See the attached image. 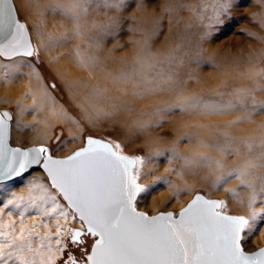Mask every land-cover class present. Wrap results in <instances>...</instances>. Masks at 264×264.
<instances>
[{
	"label": "snow or ice",
	"instance_id": "snow-or-ice-1",
	"mask_svg": "<svg viewBox=\"0 0 264 264\" xmlns=\"http://www.w3.org/2000/svg\"><path fill=\"white\" fill-rule=\"evenodd\" d=\"M7 2L0 0V33L12 19L3 7ZM21 43L22 34L12 46ZM11 119L0 112V264H56L57 253H66L63 264H264V248L249 253L242 247L249 219L228 214L226 201L196 194L179 213L149 216L137 210L140 199L167 185L139 182L142 157L122 154L119 142L93 136L66 158L54 155L63 144L13 147ZM33 170H42L47 183L31 178ZM17 186L27 194L16 195ZM72 223L81 227L67 226ZM69 245L81 250L79 257Z\"/></svg>",
	"mask_w": 264,
	"mask_h": 264
},
{
	"label": "rangeland",
	"instance_id": "rangeland-1",
	"mask_svg": "<svg viewBox=\"0 0 264 264\" xmlns=\"http://www.w3.org/2000/svg\"><path fill=\"white\" fill-rule=\"evenodd\" d=\"M12 1L19 18L29 29L34 47L31 58L7 60L0 56V109L8 110L12 115V145L22 148L47 145L55 149L58 144H63V150L54 151V155L66 157L83 147L86 136L119 142L123 147L122 154L143 158L140 169L142 179L139 181L142 185H153L156 181L167 185L166 190L156 192L150 199L146 195L140 199L137 209L148 214L167 211L176 214L196 193H202L209 199L226 201L228 214L246 218L248 215L230 206L231 203L239 198L244 206L252 203L255 205L256 202L253 206L255 208L263 204L261 201L264 198L252 197L250 190L235 180V177L214 180L206 175L203 185L199 186L192 185V182L201 178V174L178 180L172 168L173 164H179L180 161L171 159L167 154V142L164 143L166 147L162 144L149 146L143 143L139 133L125 137L116 122H97L91 125L85 121L79 106L69 97L70 92L50 71L39 39L20 1ZM175 1L114 0V39L109 43H116V53L129 51L131 55L133 42L145 38L150 46L174 47L173 52L178 55L175 56L176 63L181 62L184 67L189 59V67L196 70L198 76L201 73L209 79L218 80L220 90L229 93L227 98L231 100L237 97L258 100L257 116H264V0H184L180 7ZM17 61L28 63L38 72L42 87L40 92L48 95L51 104L44 101L37 104L30 99L26 102H13L18 89L27 79L14 78L12 75ZM175 67L172 72L179 70L180 66ZM40 106L44 108V116H40ZM63 116L72 120L73 128L63 124ZM46 124L47 128H44ZM42 132L46 137L43 140L37 139ZM161 136L166 141L170 140L167 134ZM31 178L47 183L41 170H33ZM183 183L190 187L182 190ZM17 184L20 182L17 181ZM21 188L25 187L17 186L15 191ZM173 193H178L175 199L172 198ZM152 200H160V203L154 207ZM68 227L73 226L69 224ZM262 228L259 225L254 229L249 225L248 240L242 245L245 251L264 245V233L260 234ZM91 243V240L87 241L89 250ZM68 250L77 257L81 254V250L71 245ZM57 256L56 264H62L66 253H57Z\"/></svg>",
	"mask_w": 264,
	"mask_h": 264
},
{
	"label": "bare ground",
	"instance_id": "bare-ground-1",
	"mask_svg": "<svg viewBox=\"0 0 264 264\" xmlns=\"http://www.w3.org/2000/svg\"><path fill=\"white\" fill-rule=\"evenodd\" d=\"M19 1L32 23L50 71L70 92L69 97L79 106L85 121L91 125L97 122H116L125 137L139 133L143 143L149 146L164 145L167 142V147L164 145L168 150L167 154L171 159L180 161L179 164H173L172 168L178 180L201 174V178L192 182V185L199 186L203 185L206 175L214 180L235 177V180L250 190L252 197L264 198V139L249 138L247 135L253 120L264 119V116H257L258 100L249 97H237L235 100L227 98L230 94L220 90L219 81L209 79L201 73L198 76L196 70L189 67V59L184 67L181 62L176 63L175 56L178 55L173 52L174 47L165 45L159 48L151 45L153 50H171L169 58L155 73L153 94L136 99L130 92L113 90L103 101L110 109L109 112L101 113L92 109L86 112L80 102V97L89 90L90 84V77L85 69L91 70L98 56L107 58L110 66H115L122 58L129 56V51L117 54L116 43H109L114 39V0ZM183 1L176 0L175 4L180 7ZM16 64L17 67L12 71L14 78L27 79L18 89L16 100L13 102H26L30 99L37 104L43 101L51 104L48 95L40 92L42 87L38 72L24 61H17ZM175 66H180L179 70L172 72ZM33 81L38 87H23ZM175 84L196 92V99L189 104L178 103L168 91L169 86ZM39 108L40 116H44V108ZM235 112L243 113L244 116L225 124V119L235 116L236 114L231 116ZM197 117H207L217 129L227 131H214L208 137L202 138L196 134ZM62 122L73 128L69 118L63 116ZM44 128H47V124ZM162 134H167L170 140L163 139ZM45 137L42 132L37 139L43 140ZM237 161L239 163H234ZM182 185V190L190 187L186 183ZM15 194L26 195L27 189L16 190ZM261 202L264 206V199ZM159 203L160 200L151 202L154 207ZM255 205L252 203L244 206L238 198V201L230 206L245 212L250 227L255 229L264 218L263 206L257 205L254 208ZM3 219L7 220L8 217ZM31 223V218L26 220V224ZM72 226L81 227L79 223H72ZM49 227L55 231L54 222H49ZM40 231L41 234L45 232L44 229ZM262 232L264 233V227L260 234Z\"/></svg>",
	"mask_w": 264,
	"mask_h": 264
},
{
	"label": "clouds",
	"instance_id": "clouds-1",
	"mask_svg": "<svg viewBox=\"0 0 264 264\" xmlns=\"http://www.w3.org/2000/svg\"><path fill=\"white\" fill-rule=\"evenodd\" d=\"M170 55L171 50L167 52L153 50L145 38L136 39L133 42L131 55L122 58L115 66H110L107 58L98 56L95 66L91 70L85 69L90 77V84L89 90L80 97L81 104L85 107L86 112L92 109L106 113L110 109L103 101L107 94L113 90L130 92L131 96L136 99H143L153 94L152 84L155 73ZM23 87L25 89L36 88L38 85L33 81ZM168 91L181 104H189L197 96L196 92L179 84L169 86ZM243 116V113H237L233 117L226 118L224 123L227 124L232 119H239ZM195 126L196 134L202 138L208 137L214 131H227V129H217L214 124L208 121L207 117H197ZM247 135L249 138L264 139V119L253 120ZM234 163H239V161Z\"/></svg>",
	"mask_w": 264,
	"mask_h": 264
},
{
	"label": "water",
	"instance_id": "water-1",
	"mask_svg": "<svg viewBox=\"0 0 264 264\" xmlns=\"http://www.w3.org/2000/svg\"><path fill=\"white\" fill-rule=\"evenodd\" d=\"M4 9L6 11V13L8 14L9 17H12L11 21L7 24L5 30L3 33H0V45L3 46V54H0V56L3 58V59H13V58H16V57H28V58H31L33 57V54H34V47H33V43H32V40H31V36H30V32H29V29L26 25V23L24 21H22L17 12H16V9H15V6H14V3L12 0H8L7 3L4 4ZM23 25V29H18L17 28V25ZM23 35V43H21L20 45L16 46V47H13L12 46V43L14 42V39L16 38H19L20 35ZM27 50H30L31 51V55H27L25 54V52ZM0 112H9L8 110H5V109H0ZM10 113V112H9ZM10 135H11V122H10ZM87 137V136H86ZM85 137V138H86ZM95 137V136H93ZM85 138H84V141H85ZM95 138H99V137H95ZM99 139H102V138H99ZM11 144V142H10ZM11 146L13 147H19V146H15V145H12ZM40 146H47V145H32V146H29V147H40ZM85 146V142H84V145L83 147ZM49 147V146H48ZM22 148V147H21ZM28 148V147H26ZM50 148V147H49ZM82 148V147H81ZM80 148L76 149V150H79ZM75 150V151H76ZM74 151V152H75ZM72 154V153H71ZM70 154V155H71ZM69 156V155H68ZM56 157V156H55ZM67 157V156H66ZM66 157H56V158H66ZM42 171V170H41ZM43 172V171H42ZM196 194H202V193H196ZM195 194V195H196ZM194 195V196H195ZM203 195V194H202ZM194 196L192 197V199L194 198ZM191 199V200H192ZM188 201L187 204L183 207L185 208L190 202ZM213 200H218V199H213ZM181 208L178 213L183 209ZM138 211H141V212H144L142 210H139L137 209ZM167 212H172V211H167ZM167 212H158L156 214H148L149 216H156V215H159L160 213H167ZM173 213V212H172ZM231 215V214H230ZM236 216V215H234ZM72 228H77V227H72ZM79 229V228H77ZM261 248H264V246L256 249L255 251H252V252H249V253H253V252H256L258 251L259 249ZM90 251V250H89Z\"/></svg>",
	"mask_w": 264,
	"mask_h": 264
},
{
	"label": "flooded vegetation",
	"instance_id": "flooded-vegetation-1",
	"mask_svg": "<svg viewBox=\"0 0 264 264\" xmlns=\"http://www.w3.org/2000/svg\"><path fill=\"white\" fill-rule=\"evenodd\" d=\"M63 264V263H62Z\"/></svg>",
	"mask_w": 264,
	"mask_h": 264
}]
</instances>
